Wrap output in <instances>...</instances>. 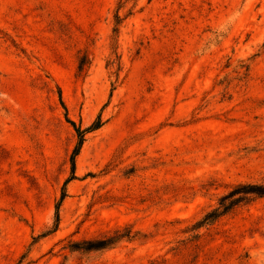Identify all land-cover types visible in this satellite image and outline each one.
<instances>
[{"label": "rangeland", "instance_id": "1", "mask_svg": "<svg viewBox=\"0 0 264 264\" xmlns=\"http://www.w3.org/2000/svg\"><path fill=\"white\" fill-rule=\"evenodd\" d=\"M240 184L264 0H0V264H264V197L207 219Z\"/></svg>", "mask_w": 264, "mask_h": 264}, {"label": "trees", "instance_id": "2", "mask_svg": "<svg viewBox=\"0 0 264 264\" xmlns=\"http://www.w3.org/2000/svg\"><path fill=\"white\" fill-rule=\"evenodd\" d=\"M122 7L123 6H119L118 11ZM118 11H117V14L114 16L113 33L116 35L118 34L119 26L123 20L119 17ZM106 67L113 70V72L111 73L112 77H113V81L111 83V92H112L113 90H115V86L118 83L119 75H120V71H121L119 57L117 55H115L114 58L111 59L106 64ZM59 100H60V104L63 106L62 101L60 99V96H59ZM68 123L73 127V129L75 130V133L78 136L77 147L73 153V156L71 157V170L73 171L74 170V157L78 154L79 148L83 143L84 133L98 130L102 126V122H101L100 116H98L96 118L95 122L86 130H80L79 128L75 127V125L72 122L68 121ZM237 195H240V196L235 198ZM251 196L252 197H258V198L264 197V186H258V185H253V184H240V185H238L232 192H230L228 195L224 196L220 200L219 208H217L214 212H212L207 217V219L215 220V219L221 217L222 215L228 213L238 203L242 202L244 199L251 197ZM64 197H65V195L63 193L60 200L62 201L64 199ZM58 221H59V216H58V212L56 209V213H55V224L56 225H57ZM109 244H110L109 241L95 242V243L90 244L92 246L89 249L104 248L105 246H107Z\"/></svg>", "mask_w": 264, "mask_h": 264}]
</instances>
